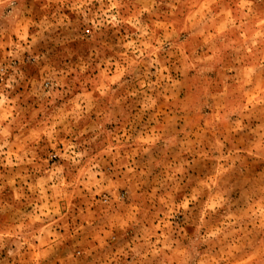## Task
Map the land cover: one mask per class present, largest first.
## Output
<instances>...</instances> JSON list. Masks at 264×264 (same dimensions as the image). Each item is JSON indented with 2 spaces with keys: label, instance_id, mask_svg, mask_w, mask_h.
<instances>
[{
  "label": "clouds",
  "instance_id": "1",
  "mask_svg": "<svg viewBox=\"0 0 264 264\" xmlns=\"http://www.w3.org/2000/svg\"><path fill=\"white\" fill-rule=\"evenodd\" d=\"M28 4L0 0L11 264H264V175L244 165L264 162V0H45L32 19Z\"/></svg>",
  "mask_w": 264,
  "mask_h": 264
},
{
  "label": "rangeland",
  "instance_id": "2",
  "mask_svg": "<svg viewBox=\"0 0 264 264\" xmlns=\"http://www.w3.org/2000/svg\"><path fill=\"white\" fill-rule=\"evenodd\" d=\"M45 3V0H29V10L31 12V15H29L27 17V19H32L33 16L39 18L42 15V8L43 5ZM66 15H69L71 19L75 20V16H72L68 10H65ZM161 23H163V21H161ZM58 36H61V34H57ZM12 39L15 40L17 39V37L15 35L12 36ZM115 39L118 41L119 37H115ZM111 41H112V36L111 34H109L108 38L104 41H102V43H106L108 44L109 47H111ZM72 48L74 49H80L84 52L85 56L90 55L91 54V45H88L87 43L84 44H80V45H76L73 44L71 45ZM39 54H48L49 55V59L50 61L55 64L57 62H59V58L63 55V50L62 48L58 47L56 44H48V45H44L42 44L39 47ZM25 56H27V53H24ZM77 58L74 57V60H76ZM17 64H19V61L16 62ZM42 68V65L40 66H33V65H27L21 68L22 71L25 72V74L27 75V78L29 81H34V80H39L40 79V69ZM188 87H191V85H189ZM29 91H31V84H29ZM18 93H23L24 89L23 87L17 89ZM215 95V94H214ZM191 98V94L190 93H185L183 95H181L180 99L186 100V99H190ZM33 101L29 100L28 104H32ZM157 112L162 114L164 116V121H168L170 119H172V117L167 115L168 112V108H167V103L166 101H163L161 103V107L157 109ZM208 115L211 116L213 115V113L208 112ZM186 120H191L192 118H185ZM209 121L207 119H205L203 121V124H197L196 127V131L193 132V137H195L197 134L202 133L203 131L206 130V126L208 125ZM257 127H259V125H257ZM227 129H225V134H227ZM236 143L237 144H241L242 143V139L240 137L236 138ZM198 160V157H197ZM245 165V169H251V168H256L257 165H259L260 168V174L264 175V162H258L256 160H248L246 162H244ZM205 165L204 164H200L199 167L195 168V174L199 175L200 173V168H203ZM150 193V189L148 190ZM2 195L4 198H7L10 193L8 191H5ZM97 200L100 199L99 196H97L96 198ZM77 205V208L75 209V212L77 213V215L75 217L70 218L67 222L68 223H75L77 226L80 225L81 221L78 218V213H79V206L83 205L85 207V211H87V203L83 200H76L74 202ZM93 211H95V209H92ZM145 211H147V208L145 209ZM10 220L8 217H0V228H5V227H10ZM72 231H74V229H72ZM189 232H191V229H188ZM61 236L64 235L63 232L60 233ZM67 242L64 245V248L61 249V251L67 252L72 250V246L74 243H76V241H73L71 238H66ZM110 245L112 244V242H109ZM80 249L77 248L76 251H79ZM7 251H8V246L5 247V249L3 251H0V264H11V258L7 257ZM113 251H115V247H113ZM33 255H38V253H33ZM104 255H107V253L105 252ZM207 255L209 256V260L205 261V264H215L216 262V256L214 254L211 253H207ZM59 259H62L59 258ZM59 259L57 260V264H59ZM91 259V258H89ZM49 264H51V262H49ZM82 264H83V259H82Z\"/></svg>",
  "mask_w": 264,
  "mask_h": 264
}]
</instances>
